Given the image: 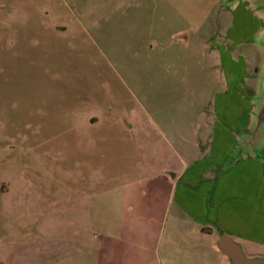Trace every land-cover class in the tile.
Returning <instances> with one entry per match:
<instances>
[{
    "label": "rangeland",
    "instance_id": "1",
    "mask_svg": "<svg viewBox=\"0 0 264 264\" xmlns=\"http://www.w3.org/2000/svg\"><path fill=\"white\" fill-rule=\"evenodd\" d=\"M172 8L0 0V28L18 30L0 29V264H48L76 246L98 198L111 200L99 193L106 177L141 171L145 141L162 140L157 123L192 139L210 99L194 36L187 45L170 32L182 22Z\"/></svg>",
    "mask_w": 264,
    "mask_h": 264
},
{
    "label": "crops",
    "instance_id": "2",
    "mask_svg": "<svg viewBox=\"0 0 264 264\" xmlns=\"http://www.w3.org/2000/svg\"><path fill=\"white\" fill-rule=\"evenodd\" d=\"M168 2L182 21L171 34L197 43L210 105L201 104L191 140L157 123L162 140L145 141L142 170L107 176L99 193L111 200L98 198L90 233L48 264H230L216 247L223 234L264 257V139L245 145L264 69V0ZM1 24L3 34L18 31Z\"/></svg>",
    "mask_w": 264,
    "mask_h": 264
},
{
    "label": "water",
    "instance_id": "3",
    "mask_svg": "<svg viewBox=\"0 0 264 264\" xmlns=\"http://www.w3.org/2000/svg\"><path fill=\"white\" fill-rule=\"evenodd\" d=\"M262 131H264V69L260 83L259 105L254 113L253 124L245 145H252ZM216 247L224 253L230 264H264V257L248 256L241 243L229 234L221 235L216 241Z\"/></svg>",
    "mask_w": 264,
    "mask_h": 264
}]
</instances>
